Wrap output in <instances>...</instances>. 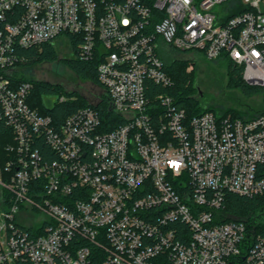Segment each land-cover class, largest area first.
<instances>
[{
	"label": "built area",
	"instance_id": "2783aa9c",
	"mask_svg": "<svg viewBox=\"0 0 264 264\" xmlns=\"http://www.w3.org/2000/svg\"><path fill=\"white\" fill-rule=\"evenodd\" d=\"M262 3L0 0V124L14 136L0 264H264V212L225 208L227 193L264 194V114L190 116L153 88L171 86L162 51L177 50L226 55L264 89ZM70 38L77 59L100 61L101 91L57 124L14 78L17 49Z\"/></svg>",
	"mask_w": 264,
	"mask_h": 264
},
{
	"label": "trees",
	"instance_id": "16d2710c",
	"mask_svg": "<svg viewBox=\"0 0 264 264\" xmlns=\"http://www.w3.org/2000/svg\"><path fill=\"white\" fill-rule=\"evenodd\" d=\"M70 42L73 57L67 58L65 61L68 68L80 78L100 86L98 81V65L100 61L98 59L93 61H81L77 59L78 42L75 38H70ZM17 53L19 56V66L15 72L14 78L18 82H30L33 84V90L29 99L32 108L37 109L44 115L51 116L57 124H61L68 116L72 115L80 108L89 107L91 105L83 96L76 97V99L72 100L74 98V96H71L72 93L66 91L61 85L30 79L24 74L23 70H28L41 63L56 61L58 59V53L54 44L46 43L41 47H19ZM222 57L228 60L229 88H239L247 97L258 94L263 95L264 89L262 87L250 85L244 80L243 66L237 65L226 55ZM163 59L166 64L167 73L171 77V86L165 89L159 85L153 84V88L157 90V93L161 92L172 96L181 108L186 109L190 116L200 115L204 112H213L222 116L232 114L233 116L249 119L264 114V111L260 114H251L248 111H240L237 109H228L224 112L217 113L214 109L202 107L197 97L195 72L194 69L193 71L190 70L195 64H189V62L184 59L169 61L164 56ZM64 94L68 95L67 100L64 102H56L54 105H51L47 98ZM106 101L107 99L104 98L98 109L100 112L102 111V113H105V115H109L108 107L105 105L107 104ZM36 144L38 148H40L43 156L49 159L54 158L52 150L43 139H39ZM11 145H14L12 130L4 124H0V158L2 175L4 178L6 177V164L13 155L9 150V146ZM225 201L226 211L229 213V216H233V219L249 218L255 213L264 212V194L261 196L245 197L227 193Z\"/></svg>",
	"mask_w": 264,
	"mask_h": 264
},
{
	"label": "rangeland",
	"instance_id": "374dc122",
	"mask_svg": "<svg viewBox=\"0 0 264 264\" xmlns=\"http://www.w3.org/2000/svg\"><path fill=\"white\" fill-rule=\"evenodd\" d=\"M264 11V3L261 4ZM58 59L54 62L41 63L28 70H23L30 79L49 82L61 85L71 96L85 97L93 103L100 94L99 86L93 82L84 80L72 72L65 61L73 57L71 46L67 41L59 39L56 41ZM167 60H187L189 64H195L190 70L195 72V85L197 97L204 108L214 109L220 113L228 109L248 111L251 114H260L264 111V98L262 94L247 97L239 88H229V65L228 60L221 57L216 60L207 59L199 52H179L172 50V53L162 51ZM68 98L67 94H64ZM50 103L52 96L47 97ZM2 177L0 158V178Z\"/></svg>",
	"mask_w": 264,
	"mask_h": 264
}]
</instances>
